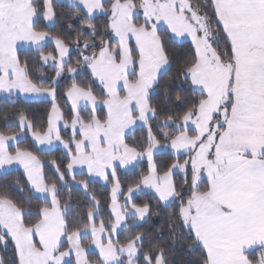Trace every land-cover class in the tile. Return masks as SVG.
Returning <instances> with one entry per match:
<instances>
[{
  "label": "snow or ice",
  "instance_id": "snow-or-ice-1",
  "mask_svg": "<svg viewBox=\"0 0 264 264\" xmlns=\"http://www.w3.org/2000/svg\"><path fill=\"white\" fill-rule=\"evenodd\" d=\"M68 6L84 13L79 28L67 24L65 32L76 33L71 45L65 36L38 27L41 21L56 26L53 0H0V94L13 104L19 93L51 97L46 129L36 130L24 112L16 123L21 131L31 130L38 146L62 144L69 158L63 171L52 161L56 176L49 180L40 158L19 146L17 134L0 131V170L22 167L27 188L19 180L14 186L31 194L14 195L12 185L0 184V247L7 251L12 244V264H92L91 246L99 249L96 264H168L161 243L132 231L152 215L149 204L134 200L144 189L165 209L175 207L170 237L175 242L179 221L188 250L200 251L199 264H264V0H68ZM94 14L109 18L102 30ZM177 37L191 38L190 56L170 53L169 40ZM47 42L54 43L55 54L43 51ZM24 44L34 47L42 67L55 69L49 86L39 71L42 82H34L19 52ZM174 60L179 83L166 81L162 89ZM81 73L102 86L103 98L90 84L77 82ZM68 74L72 83L64 95L73 118L65 121L71 130L65 140L56 100L58 82ZM101 105L107 111L98 116ZM137 124L147 133L139 148L126 141ZM164 149L172 157L158 163ZM144 160L147 175L118 204L116 167L134 169ZM76 165L114 182L110 222L97 226L99 202L93 195L96 210H88L80 226L72 223L73 206L61 191L68 186L66 176L76 180ZM179 174L181 181L175 179ZM79 184L87 192L88 181ZM33 198L43 205L35 213ZM31 215L36 219L26 218ZM125 230L121 242L117 233ZM89 237L91 245L84 243Z\"/></svg>",
  "mask_w": 264,
  "mask_h": 264
},
{
  "label": "trees",
  "instance_id": "trees-1",
  "mask_svg": "<svg viewBox=\"0 0 264 264\" xmlns=\"http://www.w3.org/2000/svg\"><path fill=\"white\" fill-rule=\"evenodd\" d=\"M192 2L199 3L200 0H192ZM204 2H207V0H204ZM56 12H57V26L55 28V32L57 35H62L66 37V40L69 44H72V42L76 38L75 32L66 33L65 29L67 27L68 23H72L76 28H79L81 26V19L84 17V13L80 12L77 13L74 9L70 8L66 3L59 2L56 5ZM209 15L211 16V10L209 9ZM108 17L105 15H98L96 16V19L93 21V23L96 24L98 28L101 30L103 29V25L108 21ZM86 28V25H85ZM167 48L169 49L170 53H174L178 59H183L184 56H190L191 52L194 49V46L189 41L184 42H175L172 40H169V43L167 45ZM75 55V53H73ZM37 58V56H36ZM29 67L34 65V62L28 61ZM177 61L174 60L172 64L171 70L167 73V75L164 77V80L162 81L161 88L163 89L166 85V81H173L174 83H179L178 80H176L177 76ZM86 74V73H85ZM87 79H90L89 76H87ZM85 82V81H84ZM72 83V80H68L67 83L61 87H59V90L57 92V100L61 104V106L64 107L67 106V101L65 99V91L68 88V86ZM161 96H155L154 101L161 100ZM17 102L15 104L9 102L7 98H3L0 96V131L6 132L8 134L16 133L20 130V128L17 126V124H8V121H11L13 119H17L20 112H24L25 114H28L27 116L31 121L34 122L36 125V129H44L46 127L51 102L49 100H23L22 98L18 97L16 99ZM6 125H11L10 127H6ZM165 130L173 131V129L168 128ZM136 135L139 136V138L142 140V143H145L146 138V129L145 128H139L135 132ZM19 146L21 148H27L34 153L41 154L38 150V148L31 142L29 138H27L24 142L20 143ZM50 154V158L55 159L61 170H64V167L67 163L66 156L64 155L63 151L58 149L54 150L52 152L46 153L45 156L48 157ZM172 153H164L160 154L157 157L158 163H164L171 159ZM144 172L147 170L146 168L143 169ZM133 173V174H132ZM133 175V176H132ZM141 175L140 169H134L126 175V177L123 176L122 182L126 187L132 185V182ZM182 175L179 174L175 176V179L177 181L182 180ZM19 180L20 184L27 188V185L25 183L26 177L23 175V173L19 170H14L11 172H8L7 174L0 175V184H9L12 185L10 188V191L14 195H29L30 193L25 191L23 194L16 191L15 188V181ZM90 190V195L95 196L96 200L99 202V206L101 207V211H107L109 207V200H110V189L108 187H105L99 182H90V186L88 188ZM88 190V191H89ZM70 203L73 206L74 211H79L83 213V216H86L87 210L85 208L86 199L89 198V194L83 190H81L78 187H71L68 191ZM136 202L139 204L147 203L149 204L152 215L150 218L146 220V222H143L140 224V227L132 229L133 232H143L146 235H148L149 239L153 243H161L167 252V259L168 264H199L200 259V251L197 250L195 252L189 251L187 248V245L189 243V239L187 236L186 231L180 227L179 221H176V240L175 242L172 241L170 237V226L173 223L172 219V213L175 211V207L173 208H167L165 209L163 205H161L156 197L152 194H142L136 199ZM26 207H29L28 205H25ZM38 206H42V203L35 198H33L32 205L30 206L32 209V212L35 213ZM28 220H35L36 216L31 215L26 217ZM181 234H183V240L180 239ZM148 248V242H145V249ZM0 256H2L5 260V264H12V261L14 259L13 256V247L10 243L8 246L7 251H5L2 247H0ZM259 257V252H255L254 258Z\"/></svg>",
  "mask_w": 264,
  "mask_h": 264
},
{
  "label": "rangeland",
  "instance_id": "rangeland-1",
  "mask_svg": "<svg viewBox=\"0 0 264 264\" xmlns=\"http://www.w3.org/2000/svg\"><path fill=\"white\" fill-rule=\"evenodd\" d=\"M59 2L66 3L68 5V0H53V4H54L55 9H56V5ZM94 15L98 16V15H103V14H94ZM45 24H46L45 21H41L40 24H39V26H38L39 29L40 30H44V31H50L54 35H57L56 32H55L56 31L55 28L57 26V23H56V26L54 28L45 27ZM172 41H175V42L189 41V42H191V38L190 37H187V38L177 37L175 40H172ZM81 50H82V48H81ZM43 51L45 53H47V52H53V54H55V46H54V43L53 42H47V46L44 48ZM19 52H20V55H21L22 59H27V61L34 62V65L31 66V67H29V72L32 75V78H33L34 82H36L38 84L42 82L37 77V73L39 71L46 78V79L43 80V85L45 87L49 86L51 84L52 80L55 79V76H54L55 69L52 68L50 65L49 66H43L42 67L41 62L36 58L37 53L34 50V47H30L29 45L24 44V45H22L20 47ZM73 53H75V50L72 51V55H71V59L73 61V66H74L75 65V61L77 59V56H76V53H75V55H73ZM87 76H89L87 73L86 74L85 73H81L76 78L77 79V82L78 83H85L86 82V83L90 84L92 86L95 94L98 96V98H103L102 86L99 85L98 82L93 83L92 78L89 76L90 79H87ZM68 80H72L70 74L65 75V76H63V77L60 78V80L58 82L59 83V86L57 88V92L59 90V87H61V86L64 87V85L67 83ZM70 86H71V84L68 86V88ZM0 96L3 97V98H6L4 96V94H0ZM18 97L22 98L23 100H49L51 102L50 111H49V116H50L51 109H52V99H51V97H49L47 95H44V96H35L34 94H29V95L25 96V94L19 93V94H17L16 97H12L11 99L14 100V99H16ZM65 99H66L67 104H68L67 106L65 105V109H64L63 106H61V104L59 103L58 100H56V103L59 105L60 111H61L62 116H63V119H61L59 121V126L61 128V137L63 139H65V140H67L69 138V135H70V131L71 130H70V128H65L64 127V124H65V121H68L70 123L71 119L73 118V111H72V108H71V101L68 100L66 98V96H65ZM106 111H107L106 107L103 106V105H101L97 109V115L98 116H102V115H104L106 113ZM26 115H28V114H26ZM49 116H48V118H49ZM17 119H13L11 121H8L7 123L8 124H13V123L17 124L16 123ZM139 128H144V127H141L139 124L132 126V128H130L128 130V135L126 136V141L130 145L136 146L137 148H139L141 145L144 144V143H142V140L139 138V136L135 134V132ZM44 129H46V127ZM36 130L39 131L40 129H36ZM165 131H169V130H165ZM173 131H174V129H173ZM16 134L19 137V144L22 143V142H24L27 138H29L31 140V142L38 148V150H39V152L41 154H37V153H34V154L37 155L40 158V161H41V164H42V167H43V172H44L45 176L49 180L53 179L56 176V171H55V167L52 164V161L55 160V159L50 158L49 157L50 154L48 155V157L45 156V154L46 153H49V152H52L54 150L60 149V150L63 151L64 155L66 156V150L63 148V145L62 144H59L58 142H55L54 141L53 146H51L50 148H45V146H38V145H36V143L34 141V138L32 137L31 130L21 131V129H20L19 131L16 132ZM13 143H15V142H13ZM162 143H163V141H162ZM10 150H14V148L13 149H10ZM168 152H171V150L170 149H164V150H162L158 154V156L160 154H164V153H168ZM66 159H67V163H68L69 162V158L67 156H66ZM56 163L58 164L57 161H56ZM117 164H118V162H117ZM144 168L147 169L145 172L143 170ZM148 168H149L148 162L146 160H144V161H142L140 163V165L138 167H135L134 169H140L141 175H147ZM134 169L131 168V167L130 168H124L122 165H119V164L116 167V175H117V178L120 180V184H121V193H118L117 194V197H118L117 202L120 205H123L125 203V198L127 197V188L129 187L128 186V187L125 188V186H124V184L122 182V178H123V176L126 177V175L128 174V172H130V171H132ZM14 170L21 171L23 173V175L26 177V175H25L24 170H23L22 167H20V166H13L9 170V172L14 171ZM2 174H4V173H3L2 170H0V175H2ZM73 174L76 176V180L75 181H72L70 177L66 176V180L68 181V186H67V188L62 189V191H61L62 197L65 198L66 202L70 203V198H69V194H68L69 189L71 187H78L81 190H83L82 186L79 184V182L82 181V180L83 181H88L89 186H90V182L91 181L101 183L102 185H104L105 187H108L110 189V200H109V207H108V210L107 211L102 212L101 211V207L98 206L99 207V214H98V218H97L96 223H97V226H98L100 220H104L106 223L107 222H110L113 219V217H114V214L111 212V204H112L111 197H112V187H113V183L114 182H110L111 181V178H110V181H105L102 177H98V176H94V175L90 176L87 173V167L86 166H80V165L74 166ZM132 185H133V182H132ZM132 185H130V186H132ZM88 190H87V193L89 194V198L86 199L85 208H86L87 211L90 210V209L93 210V211H95L96 209L93 208V201H92L91 195H90L91 193H90V190L89 191ZM83 191H85V190H83ZM142 194H152V195L155 196V194H154V192L152 190L144 189L142 193L138 192V193H136L134 195L135 202H136V199L139 196H141ZM158 202L161 205H163L162 202H160L159 200H158ZM137 204H139V203H137ZM69 215H70V218H72V223L74 225H76V226H80V222L83 221L84 218H85V216H83V213H81L79 211H74V209H73V211ZM77 216L80 218L79 220L75 219V217H77ZM141 223H143V222H140V224ZM117 235L119 236L121 242H123L124 241V238L128 235V231L125 230L123 232H119V233H117ZM84 243L91 245V237H89L87 240H85ZM64 246H65V248L69 247L67 241H65ZM88 258L92 262V264H96L97 260L99 259V249L95 248L94 246H91L90 249H89V256H88ZM73 264H75V261L74 260H73Z\"/></svg>",
  "mask_w": 264,
  "mask_h": 264
}]
</instances>
